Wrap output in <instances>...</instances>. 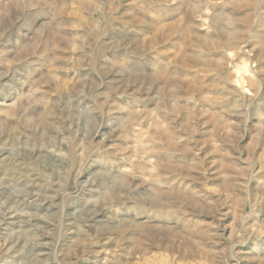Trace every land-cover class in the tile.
<instances>
[{
	"label": "rangeland",
	"instance_id": "obj_1",
	"mask_svg": "<svg viewBox=\"0 0 264 264\" xmlns=\"http://www.w3.org/2000/svg\"><path fill=\"white\" fill-rule=\"evenodd\" d=\"M0 264H264V0H0Z\"/></svg>",
	"mask_w": 264,
	"mask_h": 264
},
{
	"label": "bare ground",
	"instance_id": "obj_2",
	"mask_svg": "<svg viewBox=\"0 0 264 264\" xmlns=\"http://www.w3.org/2000/svg\"><path fill=\"white\" fill-rule=\"evenodd\" d=\"M20 203H21V202H20ZM8 212H9V211H8ZM8 212H7V213H8ZM12 212H13V211H12ZM9 214H10V213H9Z\"/></svg>",
	"mask_w": 264,
	"mask_h": 264
}]
</instances>
